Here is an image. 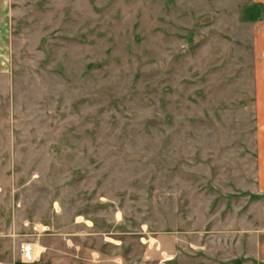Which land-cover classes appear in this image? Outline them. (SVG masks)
I'll return each instance as SVG.
<instances>
[{
  "label": "rangeland",
  "instance_id": "374dc122",
  "mask_svg": "<svg viewBox=\"0 0 264 264\" xmlns=\"http://www.w3.org/2000/svg\"><path fill=\"white\" fill-rule=\"evenodd\" d=\"M1 52L0 234L51 225L82 248L79 221L103 212L127 264L232 254L264 0H0Z\"/></svg>",
  "mask_w": 264,
  "mask_h": 264
},
{
  "label": "crops",
  "instance_id": "0c3cea01",
  "mask_svg": "<svg viewBox=\"0 0 264 264\" xmlns=\"http://www.w3.org/2000/svg\"><path fill=\"white\" fill-rule=\"evenodd\" d=\"M1 54L5 56L3 52ZM257 56L260 62L257 67V95L254 105L256 118L255 162L253 170L248 172L249 180L247 184H244L249 193L247 194V201L241 208H235V210L226 213V246L228 251L229 247L232 248V254L227 253L226 258H221L220 261L215 262L216 264H264V55L259 53ZM246 179L248 178L246 177ZM105 214L102 212L103 216ZM87 215L85 214L83 221L78 223V225H83L82 232L71 235L84 238L85 245L82 248H77L72 244V237L66 234L58 235L51 225L43 226L24 221L22 225L20 224L16 228V222H10L13 224L9 228V233L0 234V237L3 236L9 241L4 243L0 249V264H27L21 260L20 247L17 246V241L25 240L26 235L32 236V234H35L34 239L31 237L29 239L40 251L39 262L42 264H127L126 259L122 257V246L111 243V241L116 242L115 239L106 238V231L111 230L110 226H115V220L113 222L105 221V223L101 221L104 230H100L97 221L102 215L99 213ZM91 215L93 217H90ZM34 226L39 228L40 233L34 230ZM18 230L22 233H18ZM211 233L215 235V246L219 250L217 223L212 228ZM111 235L116 236L115 234ZM59 237L64 238L67 249L71 248L67 252H58L56 247L51 246L56 244V238ZM146 251L148 252H145L147 258L144 257V259H148V255L153 253L149 247Z\"/></svg>",
  "mask_w": 264,
  "mask_h": 264
},
{
  "label": "built area",
  "instance_id": "2783aa9c",
  "mask_svg": "<svg viewBox=\"0 0 264 264\" xmlns=\"http://www.w3.org/2000/svg\"><path fill=\"white\" fill-rule=\"evenodd\" d=\"M34 230L40 233L38 227L34 226ZM20 253L22 262L27 264H34L38 262L41 254L35 244L31 241L24 242L21 245Z\"/></svg>",
  "mask_w": 264,
  "mask_h": 264
}]
</instances>
